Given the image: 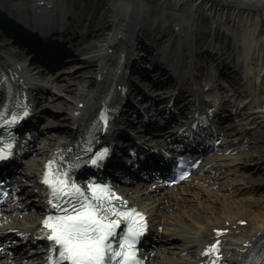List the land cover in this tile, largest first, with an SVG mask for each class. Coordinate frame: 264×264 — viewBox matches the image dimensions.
Masks as SVG:
<instances>
[{"label":"bare ground","instance_id":"bare-ground-1","mask_svg":"<svg viewBox=\"0 0 264 264\" xmlns=\"http://www.w3.org/2000/svg\"><path fill=\"white\" fill-rule=\"evenodd\" d=\"M155 1L159 0H104L92 14L80 4L71 5L69 0H0V24L14 32L16 40L26 43L34 58L44 62L45 66L52 67L69 57L79 58L75 48L86 39L89 42L86 47H80L81 61L46 78L40 73L43 69L35 71L32 61V64L24 62L23 57L5 50L0 42V105L8 104L11 110L17 106L24 107V110L32 109L36 104L34 93L42 92L49 94L42 97L46 99L43 105L47 115H56L51 107L68 111L63 125L58 128L54 127L56 119L46 117L50 123L40 126L38 135L34 129L37 116L33 112H29L26 119L16 126L19 130L33 129L29 133L17 134L19 143L23 145L30 140L25 143L28 149L22 146L16 153L19 156L18 153L25 152L18 172L22 171L30 181L15 176L18 191L13 202L0 210V264L42 263L43 253L37 254L36 249L29 251L31 245H21L37 240L43 232L42 222L48 214L44 191L47 193L48 190L42 182V175L50 161H56L59 168L67 164L69 157L82 146L92 124L98 122L111 105L114 107L112 126L123 124L121 127L125 126L124 129L130 126L125 120L129 116L128 111L118 107L123 100L136 96L129 89V85L135 83L130 75H134V79L137 75V79L138 72L142 71L154 77L157 83L167 85V88L149 94L167 103L180 99L182 103L187 102V107L198 102L195 94L203 90L199 85V78L205 75L201 67L212 61L214 70L218 72L217 82L223 77L222 71L229 65L224 63L219 66L222 61L215 62L216 52L208 49L203 53L202 57L207 58L204 65L199 64L197 59L201 56L193 49L196 34L204 30L198 21L203 11H208L218 23L233 22L238 31L237 38L243 45L240 57L245 61L242 75L245 83L239 86H243L241 92L238 87H235L236 90L233 87L229 89L234 90L240 102L253 101L258 84L256 81L253 83L252 71L259 64V57H254L253 50L257 43L254 28L263 23L264 0H160L167 10L159 19L153 17ZM167 19L170 22L168 25ZM176 38L181 39L179 47L171 43ZM161 44H168V49L155 52ZM149 64L152 70L148 69ZM86 66H89L92 76L80 75L76 78L78 69ZM172 67L182 69L183 80L173 74ZM63 74L70 79L61 83L59 80ZM263 76L260 77V85ZM220 82L216 84L221 86ZM221 87L228 99L226 106L215 100L217 103L209 107L217 105L220 112L226 113L229 100L233 102L235 98L229 96L225 86ZM144 93L143 89L137 90V94ZM234 105V109L241 108L238 103ZM254 108L248 110L251 113L248 117L240 115L237 118L257 121L261 115ZM137 112L138 108L132 111L133 114ZM207 114L211 115V112H203L202 115L196 112V122L193 121V126L180 135L181 146L206 148L213 133L219 134V129L226 123L218 126V131L216 128L213 130L204 123L209 118ZM151 117L139 115L148 125L161 126L162 123ZM234 125L237 127L226 131L230 136L221 140L223 145L214 147L212 140L205 160L194 169L190 178L181 183L171 186L150 175V180L131 178L128 185L120 181L110 185L111 191L122 198L113 200L114 205L126 202L138 206L152 223L159 221L162 225L164 237L157 239L153 234L150 238L154 242L160 240L150 255L152 264H246L253 256H263L260 251L264 247V193L261 198L251 201L250 197L243 195L250 193L252 187L240 186V183L254 179L244 172L245 160L252 156L244 143L251 134V128ZM49 126L53 128L45 129ZM112 129L105 140L108 144L115 143L116 138L111 135L120 132ZM260 137L264 141V134ZM216 139L214 137V141ZM138 146L139 164L136 166L148 171H158L164 166L167 156L164 148H153L145 142ZM260 150L264 155V144L255 146L257 155H261ZM124 160V155L119 152L104 167L92 166L86 171L96 176L111 173L114 167L134 172L136 167ZM9 170L12 172L14 166ZM79 181L91 195L88 191V185H93L91 181L80 173ZM27 184L32 187H27ZM15 239L18 240L16 244L13 242ZM217 246L218 251H211Z\"/></svg>","mask_w":264,"mask_h":264},{"label":"snow or ice","instance_id":"snow-or-ice-1","mask_svg":"<svg viewBox=\"0 0 264 264\" xmlns=\"http://www.w3.org/2000/svg\"><path fill=\"white\" fill-rule=\"evenodd\" d=\"M16 120L13 117L7 123L14 124ZM11 147L7 144L0 148V160L10 155ZM106 153L105 149L92 164L103 160ZM42 182L50 189L53 206L60 213L49 215L43 223L53 253L49 264H142L137 244L147 227L143 213L135 208L126 210V202L114 205L113 200L122 198L105 185H88V195L56 166V161L49 162ZM122 224L126 231L117 239ZM211 251H218V246Z\"/></svg>","mask_w":264,"mask_h":264},{"label":"rangeland","instance_id":"rangeland-1","mask_svg":"<svg viewBox=\"0 0 264 264\" xmlns=\"http://www.w3.org/2000/svg\"><path fill=\"white\" fill-rule=\"evenodd\" d=\"M160 1V0H159ZM159 1H155L156 4V11L153 13L155 16H153L155 19H159L162 16H164L166 10H167V6L165 5V3H161ZM70 4H80L81 6L85 7L86 10H88L89 12H91L92 14L95 12V9L104 2V0H69ZM167 25L170 23L169 20L167 19ZM198 21H199V26L203 27L204 30L199 31L196 34V42L192 43L193 44V49L195 50V52L197 54H200L201 57H199L197 59V61L199 62V64L204 63V65L206 64V57H202L203 53L206 52V50H210L213 52L217 53V60L215 62L219 63V66H221V64H227L229 65L228 67H226L222 72L224 73V76H227L226 79L225 77L223 81H230V82H237L238 84H236L238 86V90L241 92L242 87H239L240 85L245 83V79L243 78L242 75H244V69H243V64H244V59L240 57V52L243 49V45L242 43L239 42L238 38H237V30L235 29L233 22L230 21H223L221 23L216 22V20L209 14L208 11H203L200 16L198 17ZM245 29V28H244ZM255 32V39L257 41V43L255 44L254 48V57H259V64H257V66L253 69V83L254 81H256V83L258 84L257 87L258 89L256 90V94L253 97V101L251 102V104L249 105V108H243L240 110L239 113H236L235 115L229 117V123L227 125H232L230 127V130L232 131V129H234L235 127H237L234 124H237L239 127H247L249 126L251 129V134H249L247 140L244 142L246 145V148L248 150V152L252 155L251 157H247L244 163V172L245 175H247L248 177H253L254 179H252L251 182H244L240 183V186H242L243 188L246 187H252V191L250 193H245L243 196H248L250 197L252 200L254 201V199H259L261 198V195L264 193V155L263 152L260 150L259 152L261 153V155H257V151L255 152V146H262L264 144L263 138H261V134H264V18H263V23L262 25L259 24L254 28ZM6 40L0 38V42L4 45L5 50L7 51H11L12 53H17L18 55L21 56V58L23 57V61L31 63L30 59L28 57H26V55H22L21 52H18L16 50V48H19L18 45H12V40H7L9 41L8 43L5 42ZM88 41L87 39L82 42V45H80L79 47L75 48L77 49V51L80 50V47H86V45H88ZM171 43H174V45H176L177 47H179L181 45V39L180 38H176V39H172ZM84 45V46H83ZM168 44L166 46H164L163 44L157 46L156 51L157 53H159L160 51H165L166 49H168ZM13 48V49H12ZM187 48V46H186ZM82 52L80 53L79 59L81 61L82 58ZM204 56V55H203ZM256 61V58L254 59ZM32 64V63H31ZM35 64L34 68L35 71L38 72V66L37 63L33 62V65ZM218 66V67H219ZM220 68V67H219ZM218 69V68H217ZM262 69V71H261ZM216 71L214 70V65L213 62L210 61L209 65L205 66V67H201V71L205 72L208 74V71ZM41 75L46 78V75H44L43 72H40ZM217 73V71H216ZM80 75H86L87 77H91L92 76V72L89 69V66L86 67H82L80 69H78V73L75 75V77H79ZM263 76V81L261 83V85L259 84L260 81V77ZM131 80H133V82L135 81V83H131V85H129V88H141L149 93H152L153 91L151 89H147L142 87V83H138V81H136L134 79V75H130ZM136 78V76H135ZM139 78V77H138ZM70 77L63 75V77H61V79L59 80V82L64 83L67 80H69ZM133 84V85H132ZM144 85H146L147 87L149 86V84L143 82ZM143 85V86H144ZM254 85V84H253ZM235 89V88H234ZM236 90V89H235ZM238 93V92H237ZM35 95V101H36V107L37 109H43L44 110V105L43 103L46 101V99L43 100V96H49V94L46 93H40V92H36L34 93ZM234 98L236 97V95H233ZM232 97V95H231ZM42 99V102H41ZM252 107H256L254 109H256V112L258 111V113L261 115V117L258 118V122L254 121L253 119H243L242 121H244L245 123L242 124L241 120H239V118H237L240 115H244L246 117H248L251 113L248 112V110H253ZM51 109H53L56 112V115L54 117H52V115L48 114L46 112V117H51L54 120V122H56L57 124H55L56 128L60 127L63 125L65 119V115H67L66 110H63L62 108L58 107H51ZM256 112L254 113L256 115ZM257 113V114H258ZM261 120V121H260ZM239 121V122H238ZM50 122H48L45 119H43L42 121L39 122V126L41 125H46L49 124ZM263 124V126H262ZM53 126H49L46 127L45 129H52ZM251 136V137H250ZM254 136V138H252ZM257 139V140H256ZM254 141H256L254 143ZM20 175L22 177H24L26 180L30 179L28 178L23 172L20 173ZM241 178V177H239ZM30 181V180H29ZM243 181V180H242ZM246 183V184H245ZM27 187H32L31 185L27 184ZM157 220H160L159 218ZM153 224H155L157 226V230H164L162 229V225L159 223V221L154 222ZM164 234L161 233V236H163Z\"/></svg>","mask_w":264,"mask_h":264}]
</instances>
